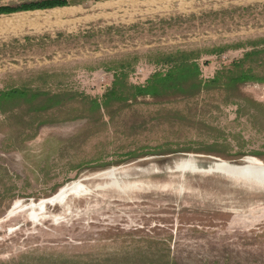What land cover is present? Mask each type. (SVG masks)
Listing matches in <instances>:
<instances>
[{
    "label": "rangeland",
    "instance_id": "1",
    "mask_svg": "<svg viewBox=\"0 0 264 264\" xmlns=\"http://www.w3.org/2000/svg\"><path fill=\"white\" fill-rule=\"evenodd\" d=\"M114 2V26L0 45V93L64 101L36 113L44 97L16 99L0 111V264H264V206L80 200L101 171L119 166L264 155V83L98 112L85 105L101 101L115 73L143 85L165 70L150 62L178 51L197 59L203 81L226 72L264 49V0Z\"/></svg>",
    "mask_w": 264,
    "mask_h": 264
},
{
    "label": "water",
    "instance_id": "2",
    "mask_svg": "<svg viewBox=\"0 0 264 264\" xmlns=\"http://www.w3.org/2000/svg\"><path fill=\"white\" fill-rule=\"evenodd\" d=\"M80 200L260 207L264 155L119 166L101 171Z\"/></svg>",
    "mask_w": 264,
    "mask_h": 264
},
{
    "label": "trees",
    "instance_id": "3",
    "mask_svg": "<svg viewBox=\"0 0 264 264\" xmlns=\"http://www.w3.org/2000/svg\"><path fill=\"white\" fill-rule=\"evenodd\" d=\"M82 1L37 0L21 2L16 5L3 4L0 5V15L79 5ZM254 48L245 52L241 59L233 61L226 72H217L214 78L209 81H203L200 78L199 64L191 53L178 51L174 54L162 55L155 61L150 62V64L165 67V70L153 73L143 85L128 84L124 81L126 74L124 71H120L114 74L111 88L102 95L100 102L89 100L85 105H88L90 112H98L101 108L107 109L111 102L126 103L136 101L139 98H154L158 101L176 97L191 98L203 89L215 84H222L223 87L227 88H236L247 82L264 83V74L257 72L258 68L263 67V62L260 65L257 62L259 60L263 61L264 49ZM39 97H44L45 99L38 100ZM16 99H26L29 104L38 100V104L30 108L36 113L50 110L64 103L59 94L49 95L48 93L28 91L26 89H11L0 93V111L6 107L8 102ZM65 100L69 102L70 98Z\"/></svg>",
    "mask_w": 264,
    "mask_h": 264
},
{
    "label": "crops",
    "instance_id": "4",
    "mask_svg": "<svg viewBox=\"0 0 264 264\" xmlns=\"http://www.w3.org/2000/svg\"><path fill=\"white\" fill-rule=\"evenodd\" d=\"M114 0L47 10L22 11L0 15V45L13 39L25 42L43 35L53 38L59 33H73L87 25L114 26L119 16ZM100 23V24H99Z\"/></svg>",
    "mask_w": 264,
    "mask_h": 264
},
{
    "label": "bare ground",
    "instance_id": "5",
    "mask_svg": "<svg viewBox=\"0 0 264 264\" xmlns=\"http://www.w3.org/2000/svg\"><path fill=\"white\" fill-rule=\"evenodd\" d=\"M49 202V201H48Z\"/></svg>",
    "mask_w": 264,
    "mask_h": 264
}]
</instances>
